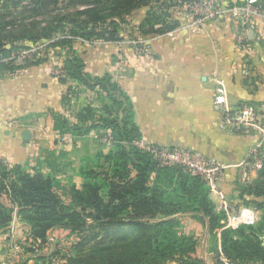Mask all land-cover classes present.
<instances>
[{"label": "trees", "instance_id": "1", "mask_svg": "<svg viewBox=\"0 0 264 264\" xmlns=\"http://www.w3.org/2000/svg\"><path fill=\"white\" fill-rule=\"evenodd\" d=\"M187 2L0 0V75L48 60L46 56L25 59L23 66L10 61L13 52L26 43L63 52L57 76L62 84H70L65 104L77 98L78 87H83L97 94L99 107L88 105L73 120L54 114L55 131L60 137L73 138L97 131L113 133L108 150L82 160L80 186L0 159V233L10 228L15 216L29 227L34 242L48 243L53 231L65 230L80 238L67 264H168L175 260L206 264L197 257L198 237L179 235L180 217L190 215L208 226L217 244L220 240L221 252H216L214 264H264V156L257 179L239 187L243 203L261 212L260 222L226 229L227 217L217 213L201 178L177 166L163 167L135 145L142 135L131 99L111 75L92 76L74 48L79 40L120 42L128 18L145 7L149 11L135 27L137 34L174 31L180 23L172 10ZM248 197L255 200L248 201Z\"/></svg>", "mask_w": 264, "mask_h": 264}, {"label": "crops", "instance_id": "2", "mask_svg": "<svg viewBox=\"0 0 264 264\" xmlns=\"http://www.w3.org/2000/svg\"><path fill=\"white\" fill-rule=\"evenodd\" d=\"M142 10L143 16L134 27L144 20L149 8L129 17ZM172 13L180 23L174 31L146 36L135 32L140 49L125 42V36L120 42L97 47L83 46L79 40L74 48L92 76L111 75L129 96L142 135L141 148L188 149L231 166L218 188L233 206L247 207L239 193V187L246 184L236 166L258 146L260 135L221 129L220 115L214 109V76L225 81L231 106H264V12L252 15L248 23L226 15L209 20L203 27L194 26L182 9ZM54 55L57 57H49L43 64L0 75V159L10 166L20 165L29 172L80 186L82 160L108 150L113 133L97 131L81 138L58 135L54 114L73 120L81 109L88 105L98 108L99 102L96 93L78 87L77 98L65 104L70 84H62L57 76L63 56ZM256 179L257 174H253L247 184ZM210 198L217 213H224L217 194L210 193ZM257 212L261 219V212ZM15 224L29 230L18 218ZM204 227L208 240V226ZM215 250L207 244L202 254L207 264H214L216 252H221L220 240Z\"/></svg>", "mask_w": 264, "mask_h": 264}, {"label": "built area", "instance_id": "3", "mask_svg": "<svg viewBox=\"0 0 264 264\" xmlns=\"http://www.w3.org/2000/svg\"><path fill=\"white\" fill-rule=\"evenodd\" d=\"M204 5L205 7L192 8L194 26L203 27L209 20L215 19L219 14L218 11L206 12L207 2ZM263 12L264 2H260L259 0H247L245 6L241 8L234 7L226 10L227 14L234 19H241L244 23H248L252 15ZM242 40L241 38L240 41ZM134 45L140 49L139 42H134ZM59 74H61V70ZM214 83L216 93L214 109L220 115L221 129L236 134H249L253 131L258 132L260 135L258 146L247 155L241 164L236 166L241 170V182L247 184L251 181V176L258 174L263 167L264 106L261 108L253 105L233 107L230 104L229 91L225 81L218 75H215ZM135 145L141 150L150 153L161 166H177L188 174L201 178L207 184L210 193L217 194L220 200V208L227 217L226 229L235 230L242 226L252 227L259 223V214L255 209L249 207L236 208L227 200L224 192L218 188V183L231 166L221 164L188 149L159 146H149L143 149L140 146V142H137ZM16 220L17 218L14 217L10 226L12 232L16 229Z\"/></svg>", "mask_w": 264, "mask_h": 264}, {"label": "rangeland", "instance_id": "4", "mask_svg": "<svg viewBox=\"0 0 264 264\" xmlns=\"http://www.w3.org/2000/svg\"><path fill=\"white\" fill-rule=\"evenodd\" d=\"M247 0H190L187 4L177 7L173 9V12H184L188 17L192 18L193 10L192 8H201L205 7V3L207 2L206 12H215L218 11L219 14L215 19L225 17L233 18L226 13L227 9H232L234 7L241 8L245 6ZM260 1V0H259ZM264 1V0H262ZM174 2H181V0H174ZM196 3V4H195ZM194 4V5H193ZM233 4V5H231ZM193 5V6H192ZM184 10V11H183ZM144 10L135 13L131 18H128V25L125 26V37H127L125 42H130L134 47L133 42H135V38L137 35L135 34L134 25L139 21V19L143 16ZM234 19V18H233ZM132 25V26H131ZM83 46H95L97 47L100 43H107L103 41H95L93 43L82 42ZM24 45V44H23ZM90 47L88 50H91ZM59 53L60 55H64L61 51H52L50 49L45 48V45H33L31 43H26L25 47L13 52L11 58L14 60L17 65L23 66L26 65L25 59L32 58H42L46 57H57L54 55ZM60 71L58 70L56 73L58 74ZM137 143V142H136ZM245 206V205H243ZM247 206V205H246ZM252 207L257 211V208ZM239 208V207H236ZM261 216V215H260ZM180 229L179 235L181 236H196L199 239V247L197 257L202 259L204 262V257H202L203 252L206 250L207 244L211 250H215L217 247L216 240L209 238L205 239L206 230L204 227V223L198 222L192 216H182L180 217ZM261 240L264 243V234L261 236ZM80 241V238L77 236H71L69 233L62 229H56L49 235L48 243L42 244L40 242H34L30 238L29 230H26V227H16V229L12 232L9 228L4 234L0 235V264H67L68 256H72V247L74 244ZM202 257V258H201ZM206 263V262H205ZM168 264H185L179 260L171 261ZM207 264V263H206ZM248 264V263H245ZM261 264V263H260Z\"/></svg>", "mask_w": 264, "mask_h": 264}]
</instances>
